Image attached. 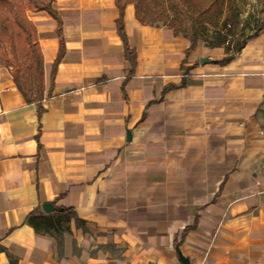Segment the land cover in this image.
I'll list each match as a JSON object with an SVG mask.
<instances>
[{"label":"crops","instance_id":"1","mask_svg":"<svg viewBox=\"0 0 264 264\" xmlns=\"http://www.w3.org/2000/svg\"><path fill=\"white\" fill-rule=\"evenodd\" d=\"M53 7L65 52L52 86L56 22L28 10L40 111L0 65V264H182L177 249L190 264H264V24L222 64L223 47L186 55L183 33L139 24L130 2L125 80L115 1ZM181 65L187 84L164 91ZM47 202L85 222L60 231L61 249L27 223Z\"/></svg>","mask_w":264,"mask_h":264},{"label":"trees","instance_id":"2","mask_svg":"<svg viewBox=\"0 0 264 264\" xmlns=\"http://www.w3.org/2000/svg\"><path fill=\"white\" fill-rule=\"evenodd\" d=\"M119 10V15L115 20L117 32L123 40L124 53L126 59L130 62V72L125 80L129 79L134 71L136 64V53L130 48L124 27V7L132 2L135 8V17L139 24L145 25H166L163 14L154 15L151 7H140L132 0H114ZM173 1V0H171ZM194 8L202 7L197 11L198 15H202L203 10H209L223 3L224 0H175ZM54 0H0V65L10 68L14 85L22 93L27 103L35 102L38 110L41 109V101L44 97V70L43 55L39 42L37 41L36 27L28 17V10L42 11L45 10L56 22V33L59 40V48L57 57L51 67L50 84L57 72V67L65 52V40L63 38L62 18L58 11L53 7ZM225 26H229L226 32L216 33V37L209 42L210 48L222 46L225 56L217 61V63H226L233 58L235 53L239 52L244 46L245 40L234 41L236 21L232 11L227 13L224 19ZM173 28L176 33L179 31L175 26L168 25ZM184 34V33H183ZM190 41L189 47L186 49V55L194 49L199 42L198 31L193 23H189L187 31L184 34ZM230 37V38H229ZM184 71L180 84H170L164 88V91L176 86H184L187 84L185 75L188 73L187 67L181 65ZM27 223L37 232L50 233L56 239V245L61 249L62 242L59 238L61 230H69L68 224L73 219L75 226H83L84 220L79 218L70 207L57 208L47 214L41 210L38 205L27 214ZM60 254V253H59Z\"/></svg>","mask_w":264,"mask_h":264},{"label":"rangeland","instance_id":"3","mask_svg":"<svg viewBox=\"0 0 264 264\" xmlns=\"http://www.w3.org/2000/svg\"><path fill=\"white\" fill-rule=\"evenodd\" d=\"M132 1L142 8L151 7L154 15L163 14L164 24L175 26L180 33L185 34L189 23H193L198 31V44L203 48H210L209 42L216 37V33L227 31L229 26H225L224 19L229 11L233 12L236 21L235 34L232 38L234 41L246 40L264 24V0H224L212 9L203 10L201 16L197 11L202 10V7L194 8L180 1L179 3L175 0Z\"/></svg>","mask_w":264,"mask_h":264},{"label":"water","instance_id":"4","mask_svg":"<svg viewBox=\"0 0 264 264\" xmlns=\"http://www.w3.org/2000/svg\"><path fill=\"white\" fill-rule=\"evenodd\" d=\"M129 134L130 133H128V137H129ZM42 209L44 210L45 213H48L54 209V205L51 202H47V203L42 204ZM177 251H178V256L180 257L182 261V264H190L188 257L184 256L181 250L177 249Z\"/></svg>","mask_w":264,"mask_h":264},{"label":"built area","instance_id":"5","mask_svg":"<svg viewBox=\"0 0 264 264\" xmlns=\"http://www.w3.org/2000/svg\"><path fill=\"white\" fill-rule=\"evenodd\" d=\"M259 134L264 137V129L260 130ZM261 167H262V174H263V177H264V161L262 162Z\"/></svg>","mask_w":264,"mask_h":264}]
</instances>
